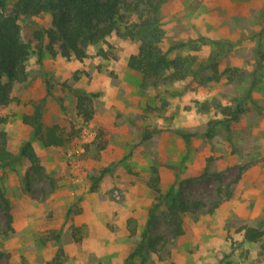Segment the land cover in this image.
I'll list each match as a JSON object with an SVG mask.
<instances>
[{
  "label": "rangeland",
  "instance_id": "obj_1",
  "mask_svg": "<svg viewBox=\"0 0 264 264\" xmlns=\"http://www.w3.org/2000/svg\"><path fill=\"white\" fill-rule=\"evenodd\" d=\"M129 2L123 21L150 22L162 51L182 45L167 59L186 60L183 80L141 89L127 66L138 42L116 35L81 60L53 57L36 38L49 14L20 18L27 78L2 128L14 153L31 142L44 173L0 166V264H264V0ZM78 92L96 94L87 123ZM36 107L38 134L58 125L63 146L45 148L22 122ZM169 192L188 207L178 234L160 203Z\"/></svg>",
  "mask_w": 264,
  "mask_h": 264
},
{
  "label": "trees",
  "instance_id": "obj_2",
  "mask_svg": "<svg viewBox=\"0 0 264 264\" xmlns=\"http://www.w3.org/2000/svg\"><path fill=\"white\" fill-rule=\"evenodd\" d=\"M8 4L7 0H0V166H9L16 161L25 160L33 176L41 178L44 173L31 142L26 141L14 153L7 147L6 133L2 128L5 118L1 111L12 100V86L24 82L27 78L28 50L19 39L21 17L49 14L50 27L39 30L36 38L40 43L39 51H46L53 57L81 60L85 58L89 45L104 43L112 35L137 41V51L128 58L127 66L141 74L140 88L143 90L181 81L190 72L186 60L167 59L168 54L180 48L181 44L171 45L162 51L158 46L160 33L152 30L150 22L135 24L123 21V11H132L129 8V0H10ZM43 40L46 41L44 45ZM260 57L263 58L264 55L260 54ZM209 64L212 70L216 71L217 57L211 56ZM207 66L208 61L198 64L199 69ZM94 97L96 94L93 93H77L75 109L77 116L84 123L93 118ZM241 112V107H237L232 118L235 119ZM22 122L33 128L34 135L38 136L45 148L61 147L69 141L67 138L70 137L66 136L58 125L47 127L43 133L38 134L41 123L40 107H36L31 115L23 116ZM174 133L185 140L194 136L179 130ZM143 139H146L144 134ZM107 172L103 169L95 181L100 180ZM156 192L159 195V191ZM159 198L160 203L167 201V210L178 234L181 224L179 215L188 211L187 205L183 204L178 195L170 192ZM0 199L4 201L1 189ZM157 206L155 205L149 212L147 230L154 225L153 213ZM8 219L10 220L9 216ZM246 235L254 239L255 230L247 229Z\"/></svg>",
  "mask_w": 264,
  "mask_h": 264
}]
</instances>
